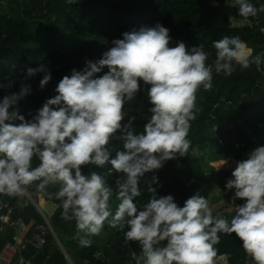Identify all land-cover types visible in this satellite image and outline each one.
I'll list each match as a JSON object with an SVG mask.
<instances>
[{
    "label": "clouds",
    "instance_id": "obj_1",
    "mask_svg": "<svg viewBox=\"0 0 264 264\" xmlns=\"http://www.w3.org/2000/svg\"><path fill=\"white\" fill-rule=\"evenodd\" d=\"M230 7L243 17L237 27L264 11V4L258 9L251 0H232ZM169 32L159 23L124 32L100 59L71 69L30 119L18 110L32 92L30 84L22 80L19 91L0 97V195L18 196L35 183L38 192L59 202L63 220L75 221L74 239L81 247H90L107 223L123 233L125 245L138 243L143 264H216L221 235L233 234L254 264H264V144L236 162L224 185L234 190L230 218L214 215L209 200L199 193L182 206L172 194L159 195L155 175L147 183L148 200L137 205L145 174L187 155L191 122L200 111L196 93L212 88L213 72L230 76L235 65L243 70L253 64L264 72V58L253 56L238 35L214 40L215 59L209 64L201 46L187 48L178 41L170 47ZM40 72L43 89L52 79L43 64L27 67L24 80ZM141 81L150 85L146 94L151 107L143 130L137 131L134 116L122 121L128 116L125 105L142 90ZM13 84L0 82V89ZM112 138L121 142L120 148L110 146ZM226 163L221 160L215 170ZM107 165L106 174L83 171ZM113 172L120 173L115 187L107 179ZM113 196L119 201L114 211ZM237 199L243 203L235 204Z\"/></svg>",
    "mask_w": 264,
    "mask_h": 264
},
{
    "label": "trees",
    "instance_id": "obj_2",
    "mask_svg": "<svg viewBox=\"0 0 264 264\" xmlns=\"http://www.w3.org/2000/svg\"><path fill=\"white\" fill-rule=\"evenodd\" d=\"M230 1L216 0L214 4L213 0H77V3L70 5L66 0H0V82L14 81L11 88L0 89V97L19 91L22 80L30 84L31 94L18 105L19 112L30 119V113L35 114L46 98L56 94V85L70 74L71 69L81 70L86 61L100 59L112 46V41L122 38L124 32L154 27L157 23L170 30L169 34L173 38L170 47H173L172 42L178 41H183L188 48L201 46L208 53L209 64L215 59L216 50L212 42L224 36L238 35L253 50V56L261 55L264 58V11H259L254 18L250 17L243 27H237L233 20H238V23L243 17L237 15L236 8L230 7ZM251 2L258 9L264 4V0ZM82 35L88 39L80 43L71 42L72 36ZM36 45L39 50L35 49ZM41 64L52 75L51 81L43 89L39 86L44 75L42 72L24 80L27 67ZM148 87L150 85H144L141 81L139 100L130 115L122 121L125 123L128 117L134 116L133 126L137 131L143 130V125L150 117L151 105L141 100L144 95L147 96ZM196 96L200 111L191 122L188 135L191 145L187 155L169 159L162 168L144 176L149 180H152L153 175L157 176L161 185L157 189L159 195L172 194L180 206L197 193L205 196L210 203L212 175L207 171V166L211 165L215 169L218 164L216 156L220 150L230 152L226 159L232 161L225 164L230 167L226 172L230 175L236 162L241 161L244 151L250 149L248 145L252 144L250 147H253L264 141V72L257 71L255 64L243 70L235 65L230 76L213 72L212 88L204 90L201 87ZM226 100L233 111L226 119L216 120L221 113L220 104ZM213 126H217L218 131L227 137L224 145L220 143L219 134L215 135ZM109 144L113 149L121 147V142L115 138L110 139ZM238 144L240 146L237 148ZM111 155L114 157L115 151ZM37 163L34 160V166ZM108 168L111 165L104 168L84 167L83 171L106 174ZM119 175L116 172L108 175L109 184L114 187ZM26 190L38 201L60 239L61 234H75V221L61 218V209L56 207L58 201L38 192L35 183ZM49 190L55 191L54 188ZM23 199L26 200L21 194L4 197L5 201L16 206ZM236 202L243 203L241 199ZM48 205L51 210L47 209ZM14 219L18 222L17 226L0 230L1 248L8 241L15 242L31 223L33 225L28 238L36 232L38 225L46 223L45 216L29 199L23 207L17 208ZM129 245L125 248L118 241H111L104 248L103 261L94 256V244L81 247L74 263L142 264L139 261L142 255L138 243L130 242ZM215 247L218 251L217 260L221 261L219 257L226 254L220 264H248L250 257L235 234L221 235L220 243ZM23 255L36 264H70L53 234L48 236V243L44 247L29 246Z\"/></svg>",
    "mask_w": 264,
    "mask_h": 264
},
{
    "label": "rangeland",
    "instance_id": "obj_3",
    "mask_svg": "<svg viewBox=\"0 0 264 264\" xmlns=\"http://www.w3.org/2000/svg\"><path fill=\"white\" fill-rule=\"evenodd\" d=\"M230 3L232 4V0L230 1ZM236 21H238V20H236V19L233 20L234 25L235 24L237 25ZM87 39H88V37L86 35L76 36V37L72 36L71 42L80 43V42H83V41H85ZM175 45H176V43L172 42V46L174 47ZM34 47H35L36 50L37 49L39 50V46L38 45H36ZM252 53H253V50H252ZM138 100H139V95L137 94L136 98L132 102H130L129 104L125 105V109H127L128 115H130L133 106L135 105V103H137ZM141 100L144 101V102L148 101L147 96L144 95V97ZM229 104L230 103L227 100L221 102L220 107H219L221 109V113L219 114L218 117H216V118H219V119H216V120H222V119L224 120V118L225 119L227 118V115H231V112L233 111V109H232V107H230ZM221 114H222V116H221ZM212 128L216 131V134H215L216 136H218V134H219L220 143L222 145H224L227 137H225L220 130H219L220 132L218 131V127L217 126H213ZM263 139H264V137H263ZM256 144H257V146H259L261 144H264V141H262L261 144H258V143H256ZM238 146H240V145H236L237 148H238ZM248 146H249L250 149H247V150L244 151L243 156L241 157L242 158L241 160L246 159V154L257 147V146H254V145H253V147H250V146H252V144H250ZM217 154H216L217 155L216 159H218V163L221 160H225L227 157L230 156V152L229 151H223V149L220 150ZM231 161H232V159L231 160L227 159V163L230 164ZM229 168L230 167L228 165H223V166H221L220 170L217 171L215 169H212L211 165L207 166V171L212 175V182L209 185L210 200H211L210 201V206L212 208V211H213L214 215H222L225 218H230V216L234 214V205H232V203H233V199L232 198H233L234 192H233V190H228V189H226L224 187L226 181L229 178H231V176H230L231 174L229 175L228 173H226V172H228ZM148 182H151V180L146 179L145 177H143L141 179L140 186L142 188H144L145 191L143 192L141 197L136 198L138 207H142V205L149 198V193L146 191V187H147V183ZM159 184H160V182H159ZM153 186L155 187V185H153ZM25 198H26V200L25 199L22 200L24 203L28 199L31 200L28 196H25ZM118 203H119V201L116 200L115 196H113L112 199H111V207H112L113 211L115 210V207H116V205ZM234 203L237 204L236 200H235ZM48 207H49V205H48ZM96 240L99 243L105 242L104 246L105 245L107 246V244H109L113 240L118 241L120 245L124 244L123 233L108 227L107 223L105 224V228L102 230V233L99 236H96ZM97 241H96V243H97ZM93 243H95V241H93L92 244ZM139 261L143 262L142 258H139ZM216 264H220V261L217 260ZM248 264H254V261L250 258L249 261H248Z\"/></svg>",
    "mask_w": 264,
    "mask_h": 264
},
{
    "label": "built area",
    "instance_id": "obj_4",
    "mask_svg": "<svg viewBox=\"0 0 264 264\" xmlns=\"http://www.w3.org/2000/svg\"><path fill=\"white\" fill-rule=\"evenodd\" d=\"M21 195L23 197H30L26 190ZM5 196L6 195L0 197L1 231H3L7 226H17L18 222L14 219L15 211L17 210V208H21L25 205L22 200L18 203V206L13 205L12 203L4 200ZM50 234H53L54 237L58 240L57 233L52 227L49 219L46 217V223L38 225L36 232L32 235L31 238H28L27 234H25L24 232L18 236L15 242L8 241L3 245L0 250V264H12L15 260L16 255L23 254V252L27 250L29 246H33L36 248L44 247L48 243V236ZM21 260L22 262H25L23 258Z\"/></svg>",
    "mask_w": 264,
    "mask_h": 264
},
{
    "label": "crops",
    "instance_id": "obj_5",
    "mask_svg": "<svg viewBox=\"0 0 264 264\" xmlns=\"http://www.w3.org/2000/svg\"><path fill=\"white\" fill-rule=\"evenodd\" d=\"M27 191V190H26ZM28 192V194H29V196L31 195V193L29 192V191H27ZM32 196V195H31ZM30 196V197H31ZM29 197V198H30ZM33 197V196H32ZM31 199V198H30ZM33 199L38 203V201L33 197ZM31 201H32V199H31ZM20 202V201H19ZM33 202V201H32ZM24 203V202H23ZM34 203V202H33ZM25 204V203H24ZM38 205H39V210L42 212V214L44 215L45 213H44V211L42 210V208H41V206H40V204L38 203ZM47 209H50V207L48 208L47 207ZM51 210V209H50ZM47 211H49V210H47ZM50 212V211H49ZM47 216H46V214H45V218H46ZM48 218V217H47ZM32 225H33V223H31L30 225H28L21 233H24L25 232V234H27V235H29L30 234V232H31V229H32ZM53 227V226H52ZM20 233V234H21ZM1 231H0V244H1ZM19 234V235H20ZM74 235L75 234H73V235H64V234H61V239H60V237L58 236V240L56 239V241L58 242V244L61 246V248H62V250L64 251V253H65V255H66V257H67V259H68V261L70 262V264H75L74 263V258H76L77 256H78V252H79V250H80V248H81V246H80V244H79V242L76 240V239H74ZM92 241H95V243H93L94 245H95V250H94V256L96 257V258H98V259H100V260H105V254H104V248H105V246H104V244H105V242H102V243H99L97 240H96V237H93L92 238ZM96 241H97V243H96ZM121 246H124L125 248L126 247H129L130 245L128 244V245H125V244H123V245H121ZM0 250H1V246H0ZM24 259L25 260V262H22V260L21 259ZM142 258V257H141ZM223 260V259H222ZM220 261V263L221 262H223V261ZM85 263L86 264H88V261H85ZM12 264H36L33 260H28L23 254H18V255H16V257H15V260L13 261V263Z\"/></svg>",
    "mask_w": 264,
    "mask_h": 264
},
{
    "label": "water",
    "instance_id": "obj_6",
    "mask_svg": "<svg viewBox=\"0 0 264 264\" xmlns=\"http://www.w3.org/2000/svg\"><path fill=\"white\" fill-rule=\"evenodd\" d=\"M30 196H31V195H30ZM30 198L32 199V201L34 202V204L39 208L38 203L33 199V197L31 196Z\"/></svg>",
    "mask_w": 264,
    "mask_h": 264
}]
</instances>
